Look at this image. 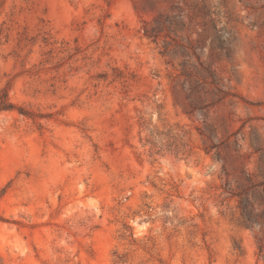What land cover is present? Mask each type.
I'll return each instance as SVG.
<instances>
[{
  "label": "rangeland",
  "instance_id": "1",
  "mask_svg": "<svg viewBox=\"0 0 264 264\" xmlns=\"http://www.w3.org/2000/svg\"><path fill=\"white\" fill-rule=\"evenodd\" d=\"M4 88L0 264H264V0H0Z\"/></svg>",
  "mask_w": 264,
  "mask_h": 264
},
{
  "label": "trees",
  "instance_id": "2",
  "mask_svg": "<svg viewBox=\"0 0 264 264\" xmlns=\"http://www.w3.org/2000/svg\"><path fill=\"white\" fill-rule=\"evenodd\" d=\"M144 35L147 37H154V34H149L147 31H144ZM15 106L14 104L9 101L8 99V94H7V89H2L0 92V111H5V110H12L14 109ZM18 111L20 113L22 110H20V108H17ZM262 194H263V200H262V204L264 206V185L262 186ZM235 195V194H232ZM236 196L238 197L237 199V207L240 211V214L242 215V217H244V219L246 221H249L248 216H245V207H246V203L248 202V200L245 197L240 196V194H236ZM254 224H252L251 226L253 227Z\"/></svg>",
  "mask_w": 264,
  "mask_h": 264
}]
</instances>
